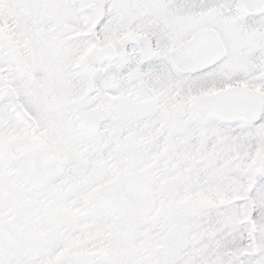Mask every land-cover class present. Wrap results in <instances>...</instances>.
Segmentation results:
<instances>
[{"label":"snow or ice","instance_id":"obj_1","mask_svg":"<svg viewBox=\"0 0 264 264\" xmlns=\"http://www.w3.org/2000/svg\"><path fill=\"white\" fill-rule=\"evenodd\" d=\"M0 264H264V0H0Z\"/></svg>","mask_w":264,"mask_h":264}]
</instances>
